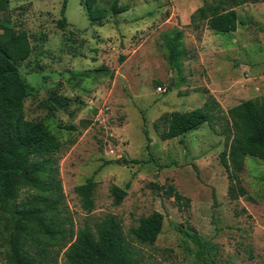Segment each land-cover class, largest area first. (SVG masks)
Instances as JSON below:
<instances>
[{
    "label": "rangeland",
    "instance_id": "rangeland-1",
    "mask_svg": "<svg viewBox=\"0 0 264 264\" xmlns=\"http://www.w3.org/2000/svg\"><path fill=\"white\" fill-rule=\"evenodd\" d=\"M113 2L128 9L114 14ZM63 4L9 0L0 20L28 34L32 52L18 68L38 90L23 100V112L59 140L70 226L93 230L113 214L128 233L158 211L163 222L154 243L134 241L144 264H264V161L244 158L238 178L246 194L233 198L220 162L225 117L216 131L202 123L167 140L153 127L163 113L201 107L211 97L225 115L264 96V0L236 6L239 22L231 32L192 27L190 15L203 0H96L105 17L93 24L81 0H66L59 27ZM174 30L182 31L185 50L180 69L170 64L165 42ZM88 177L96 182L90 211L74 191ZM167 185L188 205L155 187ZM113 186L126 191L118 204ZM5 252L1 247L0 264H7ZM56 264H68L62 251Z\"/></svg>",
    "mask_w": 264,
    "mask_h": 264
},
{
    "label": "trees",
    "instance_id": "trees-1",
    "mask_svg": "<svg viewBox=\"0 0 264 264\" xmlns=\"http://www.w3.org/2000/svg\"><path fill=\"white\" fill-rule=\"evenodd\" d=\"M81 1L91 24L105 17L96 0ZM258 1L203 0L191 13L190 24L194 29L205 24L217 32L234 31L239 22L235 7ZM65 3L59 27L65 22ZM8 5L9 0H0V13ZM127 9L113 2L110 11L117 14ZM165 42L170 64L180 69L185 55L182 31H172ZM31 52L27 32L15 29L9 19L0 20V248L6 249L7 264H56L61 251L68 264H144L134 241L154 243L163 222L160 212L140 217L128 233L113 214H106L93 230L84 226L74 231L70 226L58 172L59 140L42 120L26 119L23 112V100L38 90L26 82L18 68ZM52 101L65 105L57 97ZM47 107L55 109L52 103ZM225 115L211 97L201 107L163 113L153 127L161 128L159 137L167 140L196 130L202 123L216 131V122L225 117L222 134L226 148L220 153V162L231 182L228 192L234 198L246 194L238 178L244 158L251 155L264 161V96L241 101ZM95 187L93 177L74 187L86 211L93 208ZM155 187L166 197H173L178 206L188 205L189 199L173 185ZM111 193L118 204L126 191L113 186Z\"/></svg>",
    "mask_w": 264,
    "mask_h": 264
},
{
    "label": "built area",
    "instance_id": "built-area-1",
    "mask_svg": "<svg viewBox=\"0 0 264 264\" xmlns=\"http://www.w3.org/2000/svg\"><path fill=\"white\" fill-rule=\"evenodd\" d=\"M157 90H158V91H160V90H161V87H160V86H159V87H157Z\"/></svg>",
    "mask_w": 264,
    "mask_h": 264
}]
</instances>
